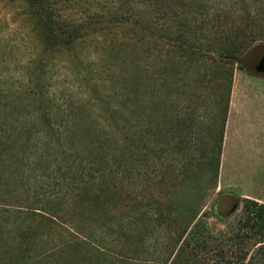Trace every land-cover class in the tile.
Masks as SVG:
<instances>
[{"label":"rangeland","instance_id":"1","mask_svg":"<svg viewBox=\"0 0 264 264\" xmlns=\"http://www.w3.org/2000/svg\"><path fill=\"white\" fill-rule=\"evenodd\" d=\"M54 4L51 37L28 0H0V264H142L160 202L233 195L231 220L264 203V0ZM228 34L257 36L241 62Z\"/></svg>","mask_w":264,"mask_h":264},{"label":"trees","instance_id":"2","mask_svg":"<svg viewBox=\"0 0 264 264\" xmlns=\"http://www.w3.org/2000/svg\"><path fill=\"white\" fill-rule=\"evenodd\" d=\"M28 1L36 6L46 32L51 37L56 35L60 29V22H57L55 16V0ZM129 13L132 15V12ZM69 33L71 37L74 35L72 32ZM244 37H246L244 42H241L240 34H228L223 38L225 41L222 53L226 60L241 62L250 48L248 41H256L257 38L255 35ZM261 46L264 47V42ZM190 54L195 56L201 53L192 50ZM218 172L217 160L211 164L206 174L188 176L187 181L191 183L192 194L194 196L205 194L209 182L218 177ZM183 182L176 185H182ZM227 196L222 195L217 200L213 205V211H200V203L195 202L187 210L186 216L179 209H176L174 214H167L166 204L160 202L156 221L166 238L157 240L153 247H146L143 242L146 251L154 249V252L151 254L152 258L145 262L143 260L142 264H264V203L246 199L241 216L231 220L229 216L234 215L236 210L226 215V218L223 217L225 216L223 203ZM143 215L149 217L148 212H144ZM211 218H215L223 228L212 225L209 222Z\"/></svg>","mask_w":264,"mask_h":264},{"label":"water","instance_id":"3","mask_svg":"<svg viewBox=\"0 0 264 264\" xmlns=\"http://www.w3.org/2000/svg\"><path fill=\"white\" fill-rule=\"evenodd\" d=\"M259 64L260 65L258 70L264 72V56L261 58ZM223 204V215H229L230 213H233L235 210H237L240 202L237 197L233 195H228L227 197H225Z\"/></svg>","mask_w":264,"mask_h":264}]
</instances>
